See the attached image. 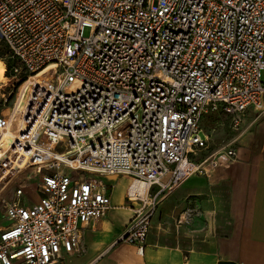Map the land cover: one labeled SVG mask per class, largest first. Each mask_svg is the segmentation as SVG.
<instances>
[{
	"label": "built area",
	"instance_id": "2783aa9c",
	"mask_svg": "<svg viewBox=\"0 0 264 264\" xmlns=\"http://www.w3.org/2000/svg\"><path fill=\"white\" fill-rule=\"evenodd\" d=\"M0 43L22 79L18 98L28 96L0 155L10 222L0 264L78 253L83 228L112 208L95 176L132 179L127 200L137 205L119 242L141 251L159 196L207 173L204 163H233L248 109L264 111V0H0ZM213 114L230 117L222 154L196 164L189 156L209 148ZM9 121L0 116V136ZM134 182L146 195L130 192ZM32 187L41 197L27 205Z\"/></svg>",
	"mask_w": 264,
	"mask_h": 264
},
{
	"label": "crops",
	"instance_id": "0c3cea01",
	"mask_svg": "<svg viewBox=\"0 0 264 264\" xmlns=\"http://www.w3.org/2000/svg\"><path fill=\"white\" fill-rule=\"evenodd\" d=\"M22 93L11 116L17 120L28 101ZM247 113L251 126L235 144L236 160L161 194L141 251L119 242L137 205L127 200L131 178L95 176L107 186L112 208L83 228L80 251L64 255L63 264H264V111ZM32 188L37 202L41 192Z\"/></svg>",
	"mask_w": 264,
	"mask_h": 264
},
{
	"label": "rangeland",
	"instance_id": "374dc122",
	"mask_svg": "<svg viewBox=\"0 0 264 264\" xmlns=\"http://www.w3.org/2000/svg\"><path fill=\"white\" fill-rule=\"evenodd\" d=\"M85 37H89L91 35V29L90 28H85L83 32ZM7 53L4 51L3 45L0 43V56H6ZM0 61L4 64L5 66V71H4V80H0V116L3 117H10L13 115L15 112L14 109L17 104L18 100V94H19V87L22 83V79L20 77H14L10 73V66H11V61H2L0 58ZM25 71H23V74ZM263 78H264V73H263ZM228 121L226 116H219L217 114H213L206 118L204 121V129L209 137V142H208V149H202L198 150L196 152V155H190V159L195 162L196 164H201L204 163V161L207 159H212V156L216 157L219 154H222L221 149L224 147V138H225V133L228 131ZM4 132H2L0 139L2 138ZM204 166H207L208 169H211L210 165L208 163H204ZM61 171H63L66 174H74L71 170H69L66 167H62ZM199 174V173H198ZM194 176V175H193ZM192 177V176H191ZM32 179V180H31ZM35 178H30V179H25V184L24 186L29 185L31 182L35 181ZM117 180V179H116ZM132 183V179L130 180ZM125 184V182H123ZM16 185L12 187L11 192L13 193L16 189ZM33 188L28 192H26V195L23 197V201L25 204L31 203L33 201V194L32 191ZM31 193V195L29 194ZM4 211L2 209V205L0 204V226H7L10 224L6 219L3 218ZM63 264V261L61 262Z\"/></svg>",
	"mask_w": 264,
	"mask_h": 264
},
{
	"label": "bare ground",
	"instance_id": "6f19581e",
	"mask_svg": "<svg viewBox=\"0 0 264 264\" xmlns=\"http://www.w3.org/2000/svg\"><path fill=\"white\" fill-rule=\"evenodd\" d=\"M4 71H5V66L0 61V80L2 79L4 80ZM24 90L25 89H23L22 91L23 93H24ZM16 112H17V109H16ZM22 119H23L22 116L20 117L19 120H17L16 118H11L9 122L8 130L3 133L2 138L0 139V155H1V152H5L10 146V143L14 135L17 133V131L19 130L21 126ZM130 192L132 194L138 192L140 195L144 196L147 193V186L146 184L142 182H134Z\"/></svg>",
	"mask_w": 264,
	"mask_h": 264
},
{
	"label": "trees",
	"instance_id": "16d2710c",
	"mask_svg": "<svg viewBox=\"0 0 264 264\" xmlns=\"http://www.w3.org/2000/svg\"><path fill=\"white\" fill-rule=\"evenodd\" d=\"M3 45V44H2ZM3 48H4V51H6V53H7V49L4 47V45H3ZM0 58L1 59H3L4 58V56H0ZM230 129V124H228V130ZM227 133V132H226ZM226 133H225V135H226Z\"/></svg>",
	"mask_w": 264,
	"mask_h": 264
}]
</instances>
